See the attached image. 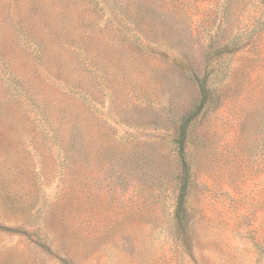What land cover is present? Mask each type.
<instances>
[{
  "label": "rangeland",
  "instance_id": "obj_1",
  "mask_svg": "<svg viewBox=\"0 0 264 264\" xmlns=\"http://www.w3.org/2000/svg\"><path fill=\"white\" fill-rule=\"evenodd\" d=\"M115 1L152 48L89 0H0V221L44 201L47 238L0 231V264H264V27L187 138L181 222L171 145L198 100L171 58L200 71L212 20L228 33L264 0Z\"/></svg>",
  "mask_w": 264,
  "mask_h": 264
},
{
  "label": "trees",
  "instance_id": "obj_2",
  "mask_svg": "<svg viewBox=\"0 0 264 264\" xmlns=\"http://www.w3.org/2000/svg\"><path fill=\"white\" fill-rule=\"evenodd\" d=\"M94 3L96 10L101 13V20L105 23H112L117 27L127 29L133 36L137 46L141 48H152V43L143 35L138 28L137 20L131 19L122 9L116 5L115 0H89ZM186 1V0H185ZM222 10L228 13L230 0H221ZM142 5V4H140ZM142 9H152L142 7ZM172 20V19H170ZM21 26L22 21L20 22ZM264 27V14L253 15L251 20L241 27L233 29L226 33V24L223 21L218 23L212 20L208 25L205 38L202 44V67L198 71L185 57L171 58V64L178 67L183 77L189 84L196 85L198 91V100L196 104L179 119L178 124L173 128L174 135L171 139L174 155L179 165L177 176L176 196L174 204V217L181 222L186 214V195L188 187L191 183V171L188 154L186 152V141L190 131L194 128L199 117L210 107L217 105V95L215 91L217 83L222 80L228 71V57L245 47L251 38ZM25 34L21 35L24 37ZM69 45L76 47V44ZM95 73H100L95 69ZM44 201L34 207L32 219H25L16 226H10L0 221V231H12L14 234L28 236L35 243L42 245L47 242V238L43 232L42 224L36 219L37 213L44 209ZM31 215V214H30ZM34 215V216H33ZM64 264H71L69 258L61 257Z\"/></svg>",
  "mask_w": 264,
  "mask_h": 264
}]
</instances>
